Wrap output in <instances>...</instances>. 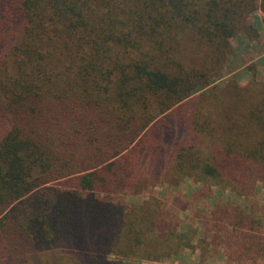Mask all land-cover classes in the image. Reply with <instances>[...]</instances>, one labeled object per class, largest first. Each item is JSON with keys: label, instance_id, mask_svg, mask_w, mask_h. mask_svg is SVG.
Segmentation results:
<instances>
[{"label": "trees", "instance_id": "obj_1", "mask_svg": "<svg viewBox=\"0 0 264 264\" xmlns=\"http://www.w3.org/2000/svg\"><path fill=\"white\" fill-rule=\"evenodd\" d=\"M257 10L264 0H0V264L158 261L190 230L124 196L186 177L195 198L264 187V88L213 84ZM218 210L264 260V214Z\"/></svg>", "mask_w": 264, "mask_h": 264}, {"label": "rangeland", "instance_id": "obj_2", "mask_svg": "<svg viewBox=\"0 0 264 264\" xmlns=\"http://www.w3.org/2000/svg\"><path fill=\"white\" fill-rule=\"evenodd\" d=\"M247 24L253 27L255 36L246 37L242 29L230 39L232 50L224 64L226 75L215 79L213 84L230 80L241 87H251V91L264 88V12L257 10L251 13L247 17ZM203 92H206V89L196 94ZM198 104L201 105L200 102ZM197 188L198 185L186 177L178 186L161 184L140 195L124 196V202L128 206L138 205L140 210L141 207L162 210L163 218H177L179 228L190 230L187 232L189 237L192 234L191 243L180 248L177 254L158 261L142 260V264H256L250 259L257 258L256 253L243 247L248 244V239L237 234L240 229L232 232L233 225L230 224H226V229L220 227L221 225L225 228L224 224L218 223V219L221 221L222 217L218 208L228 205L230 211H235L240 217L261 216L264 214V187L258 184L253 194L245 196L212 185L210 192L195 198L193 194ZM168 224L164 223L162 227ZM213 235L218 238L215 239L219 244L212 241ZM107 258L114 262L119 257L112 254ZM230 258L234 261L229 262ZM235 258L242 259L236 262ZM120 263L136 264V261L122 259ZM257 264H264V260H258Z\"/></svg>", "mask_w": 264, "mask_h": 264}]
</instances>
